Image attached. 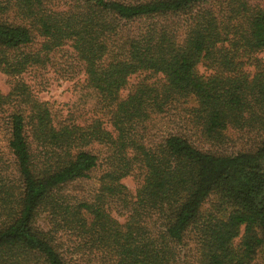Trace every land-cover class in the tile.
Here are the masks:
<instances>
[{
    "label": "trees",
    "instance_id": "obj_1",
    "mask_svg": "<svg viewBox=\"0 0 264 264\" xmlns=\"http://www.w3.org/2000/svg\"><path fill=\"white\" fill-rule=\"evenodd\" d=\"M64 45L97 95L82 124L23 78ZM263 52L264 0H0V264H264Z\"/></svg>",
    "mask_w": 264,
    "mask_h": 264
},
{
    "label": "rangeland",
    "instance_id": "obj_2",
    "mask_svg": "<svg viewBox=\"0 0 264 264\" xmlns=\"http://www.w3.org/2000/svg\"><path fill=\"white\" fill-rule=\"evenodd\" d=\"M258 57L264 62V52L260 53ZM142 77L144 75L131 77L127 86L121 92V97H125L131 91L133 85ZM23 78L32 86L40 100L46 101L52 106L57 120H67L82 124L90 118L97 95L95 91L83 85V73L69 45H64L52 55L51 63L46 70L29 71L23 75ZM8 90L7 77L0 74V93L6 94ZM189 105L190 103H188ZM184 106L186 105H175L173 110L166 114L153 117L152 121L147 125L146 133L149 141H158L168 133L178 129H189L183 118L184 113L181 110ZM229 135H231L232 139L223 145L217 146L218 149L228 153H235L241 150L244 147L245 140L241 133L231 130ZM4 146L2 136L0 138V151L5 155L7 152ZM5 156L7 158V155ZM96 174L97 171L90 174L88 179L74 183L68 188L69 192L79 197L91 195L96 188ZM122 182L133 192L137 185V178L128 176ZM119 219L122 221V218ZM81 261L86 264L87 260Z\"/></svg>",
    "mask_w": 264,
    "mask_h": 264
}]
</instances>
